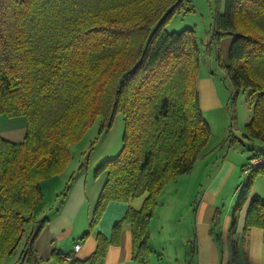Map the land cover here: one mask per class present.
Returning a JSON list of instances; mask_svg holds the SVG:
<instances>
[{
    "label": "trees",
    "instance_id": "1",
    "mask_svg": "<svg viewBox=\"0 0 264 264\" xmlns=\"http://www.w3.org/2000/svg\"><path fill=\"white\" fill-rule=\"evenodd\" d=\"M181 2L0 0V116L26 120L22 141L0 137V264L20 246L16 264H42L50 257L64 262L58 250L43 259L35 248L48 223L36 217L43 208L41 187L63 175L70 148L97 119L100 134L111 131L116 113L124 117L123 144L93 170L94 178L105 173L106 181L80 241L94 231L110 202L147 196L139 210L126 211L110 239L97 233L88 259L64 263L101 264L108 246L119 244L129 225L133 260L150 264V222L158 197L169 182L193 170L212 134L196 89L197 34L165 29ZM113 8L116 14L110 16ZM229 37L223 72L234 92L258 95L243 137L259 142V154L243 167L247 180L230 229L247 201L244 229H264V198L253 188L264 172V0H225L212 41Z\"/></svg>",
    "mask_w": 264,
    "mask_h": 264
},
{
    "label": "rangeland",
    "instance_id": "2",
    "mask_svg": "<svg viewBox=\"0 0 264 264\" xmlns=\"http://www.w3.org/2000/svg\"><path fill=\"white\" fill-rule=\"evenodd\" d=\"M224 3L225 0H182L178 9L165 25L168 32L179 33L185 29H192L196 32L199 44V78L206 83L207 81L212 83L219 99L218 104L208 99L207 107L202 110L203 117L209 124L212 134L196 159L193 170L179 176L175 181L169 182L157 200L156 226L163 232L179 238L190 239L192 236L194 232L193 216L195 215L196 206L202 199L207 182H211L219 174L220 171L218 170L223 161L229 157L235 164V170L230 180L226 182L227 186L231 183L234 184V188L228 194L229 197L235 198L231 209L234 210L238 203L239 193L247 180L243 167L248 163L250 156L259 154V142L253 141L251 143L243 137L245 127L254 114V106L258 95L251 93L248 89L234 92L231 82L223 72V67L228 64V51L232 39L229 37L219 43L212 41L215 21L217 16L224 12ZM109 12L110 16H114L116 9L113 8ZM107 26L110 27L109 24ZM24 121L25 119L22 117L0 116V126L3 124L20 126L9 136L0 131L1 137L11 142L22 141L26 131V128L22 126ZM99 124L100 121L97 119L96 123L86 131L84 136L72 145L69 167L63 175L50 178L55 182L52 187L57 184L61 185L62 181L63 185L55 192L46 185L41 187L43 194L42 207H45V209L40 215L36 216L38 219L51 217L54 209L67 203V195L70 189L69 193H72L70 175L75 177L78 174L79 170L76 172V169L85 164L86 155L90 156L94 152H101L102 156L94 167L96 169L103 161L116 156L120 151L124 133L123 115L121 113L115 114L112 129L108 133L100 134ZM91 145L92 150L90 149ZM67 182L69 183L66 189ZM253 183V188L257 190L256 194L264 198V172L255 177ZM189 198L192 199L191 203L187 201ZM248 205L249 201L244 204L246 212ZM80 214L79 219L86 223V205L83 204ZM176 215H179L177 221L174 219ZM76 225L80 224L77 223ZM193 239L194 237L190 241ZM161 245L170 258H175L178 253L183 252L179 244H176V239H173L172 244L165 242ZM21 249L22 246L17 249L15 254L7 256L1 264L18 263ZM161 264H173V262L165 260Z\"/></svg>",
    "mask_w": 264,
    "mask_h": 264
},
{
    "label": "crops",
    "instance_id": "3",
    "mask_svg": "<svg viewBox=\"0 0 264 264\" xmlns=\"http://www.w3.org/2000/svg\"><path fill=\"white\" fill-rule=\"evenodd\" d=\"M196 89L199 95L201 111L207 107L208 99H211L216 104L219 103L212 83L208 81L206 83L201 80L199 75L196 80ZM22 126L26 128V120ZM17 128H20V126L3 124L0 126V131L9 136ZM101 156V152H94L89 156L87 164L79 170L71 183L72 193H69L70 189L67 195V203L54 209L53 215L47 217V226L41 231L35 241V248L39 257L43 259L49 258L53 250H58L63 253L65 263L69 262V259L73 257L80 261L86 260L96 250L97 233L110 239L114 225L122 220L126 211L129 208L135 210L141 208L147 196L146 193L137 198H132L128 202H110L94 231L84 241H80L81 236L83 237V234L89 230L88 224L90 228L93 209L101 188L106 181L105 173L100 174L97 178L93 176L94 167L98 164ZM234 170L235 164L228 157L220 166L219 174L205 185L202 199L198 202L195 215L193 216L194 232L190 239L195 238L194 247V243L192 246L189 245L190 239L179 238L160 230L155 224L157 213L153 216L150 222L149 240L152 249L151 264H161L165 260H169L173 264H264V229L258 227H252L248 230L244 229L245 207L237 217L235 228L233 230L230 229L233 215V210L231 209L235 198L229 197L228 194L234 188V184L231 183L227 186L226 182L230 180ZM77 171L78 168L76 169ZM89 177H91L90 180ZM54 183L50 179L44 182L43 186L46 185L55 192L63 185L62 181L61 185L57 184L52 187ZM256 192L257 190L254 188V193ZM187 201L191 203L192 199L189 198ZM83 204L87 208L86 223L79 219ZM44 209L45 207L42 208L41 212ZM216 213H219L220 216V222L217 224H215ZM224 213L226 214L224 215ZM174 219L177 221L179 215H176ZM77 223L80 225H76ZM173 239H176V244H179L183 252L178 253L175 258H170L161 244L165 242L172 244ZM76 242L80 243L78 251L74 250ZM131 242L130 226L125 225L119 244H110L108 246L101 264H136L132 258ZM50 258L42 264H65Z\"/></svg>",
    "mask_w": 264,
    "mask_h": 264
},
{
    "label": "built area",
    "instance_id": "4",
    "mask_svg": "<svg viewBox=\"0 0 264 264\" xmlns=\"http://www.w3.org/2000/svg\"><path fill=\"white\" fill-rule=\"evenodd\" d=\"M79 248H80V243H76V244L74 245V250H75V251H78ZM69 260H70V259H69Z\"/></svg>",
    "mask_w": 264,
    "mask_h": 264
},
{
    "label": "bare ground",
    "instance_id": "5",
    "mask_svg": "<svg viewBox=\"0 0 264 264\" xmlns=\"http://www.w3.org/2000/svg\"><path fill=\"white\" fill-rule=\"evenodd\" d=\"M147 194V193H146Z\"/></svg>",
    "mask_w": 264,
    "mask_h": 264
}]
</instances>
